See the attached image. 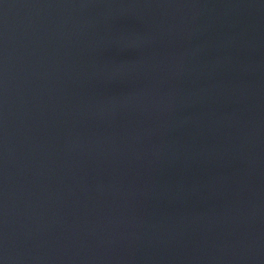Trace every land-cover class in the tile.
<instances>
[{
  "label": "water",
  "instance_id": "water-1",
  "mask_svg": "<svg viewBox=\"0 0 264 264\" xmlns=\"http://www.w3.org/2000/svg\"><path fill=\"white\" fill-rule=\"evenodd\" d=\"M0 264H264V0H0Z\"/></svg>",
  "mask_w": 264,
  "mask_h": 264
}]
</instances>
